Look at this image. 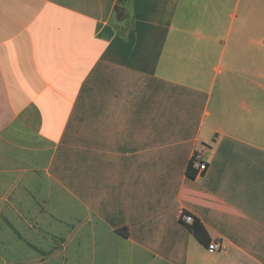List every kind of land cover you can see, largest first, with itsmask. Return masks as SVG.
<instances>
[{
    "label": "crops",
    "instance_id": "crops-1",
    "mask_svg": "<svg viewBox=\"0 0 264 264\" xmlns=\"http://www.w3.org/2000/svg\"><path fill=\"white\" fill-rule=\"evenodd\" d=\"M0 264H264V0H0Z\"/></svg>",
    "mask_w": 264,
    "mask_h": 264
},
{
    "label": "built area",
    "instance_id": "built-area-1",
    "mask_svg": "<svg viewBox=\"0 0 264 264\" xmlns=\"http://www.w3.org/2000/svg\"><path fill=\"white\" fill-rule=\"evenodd\" d=\"M205 150L202 148L196 149L191 157L189 166L194 171L195 175H202L207 169V161L205 159ZM182 221L191 224L194 220L193 216L189 213H182ZM221 248L218 241H212L207 245V250L212 253Z\"/></svg>",
    "mask_w": 264,
    "mask_h": 264
},
{
    "label": "trees",
    "instance_id": "trees-1",
    "mask_svg": "<svg viewBox=\"0 0 264 264\" xmlns=\"http://www.w3.org/2000/svg\"><path fill=\"white\" fill-rule=\"evenodd\" d=\"M123 1V0H120ZM193 176V175H192ZM191 232L200 240L202 243L209 244V235L203 225L196 219L190 224Z\"/></svg>",
    "mask_w": 264,
    "mask_h": 264
}]
</instances>
